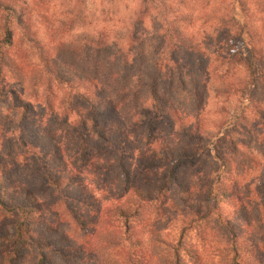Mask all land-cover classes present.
I'll list each match as a JSON object with an SVG mask.
<instances>
[{
	"label": "trees",
	"instance_id": "16d2710c",
	"mask_svg": "<svg viewBox=\"0 0 264 264\" xmlns=\"http://www.w3.org/2000/svg\"><path fill=\"white\" fill-rule=\"evenodd\" d=\"M113 1L0 0V140L15 135L19 156L36 155L41 167L29 182L0 161V264H264V183H247L255 166L236 159L235 129H204L212 98L250 91L253 99L261 78L249 71L235 84L229 72L251 68L254 56L217 42L210 72L195 36L179 33L175 43L159 24V48L179 44L184 55L171 53L174 67L158 55L145 65V52L137 58L129 48L142 51L155 0L135 8L125 45L99 29L106 9L98 6ZM215 19L225 38L239 32L242 42L234 14ZM35 104L67 122L75 151L48 116L30 122ZM26 122L37 146L24 143ZM47 140L60 158L56 169L38 150ZM224 200L254 240L225 214ZM168 214L172 233L162 224Z\"/></svg>",
	"mask_w": 264,
	"mask_h": 264
},
{
	"label": "rangeland",
	"instance_id": "374dc122",
	"mask_svg": "<svg viewBox=\"0 0 264 264\" xmlns=\"http://www.w3.org/2000/svg\"><path fill=\"white\" fill-rule=\"evenodd\" d=\"M233 1L155 0V4H150L154 6H152L150 16L147 18V20L149 18L152 19V21L149 20L147 22L149 31L145 32L144 39L140 42L142 51L138 52L139 45L137 47L135 45V47L129 49L135 48V57L137 58H139L136 56L137 53L140 56L145 52L143 57V63L145 65L158 55L161 59L162 66H173L172 62H170L171 53L174 52L173 54L179 57L184 55L183 50L179 44H175L176 46H173V49L166 45L162 49L159 48L160 39H153V31L154 29H158L157 26L160 24L164 27V30L161 32L169 30V35H171L170 39L175 41V43L178 40L179 33L185 38L195 36L197 38L196 42L200 41L199 46H196L195 50L200 52L205 51L202 58L209 65L218 57L215 52L220 50L221 47H218L217 42H226L224 46L227 49H237L244 56H248L249 58L251 56L255 57L252 58L251 68L247 64H238L232 66L229 72L232 79L231 82L235 84H238L240 80L246 81L245 77L249 74V71L253 72L254 79L261 78V81L255 85V89H253L250 95L253 99L247 98V94L250 91L245 92V96L241 98L231 97L229 100H225L226 98H212L205 114L204 129H214L216 125H220L222 127L220 133L223 134L235 129L239 136L236 142H241L239 143L240 150L236 154V159L241 164L250 165L251 162H254L255 170L247 174L248 179L246 181L247 183H253V187H257L259 183H264V122L258 118L264 116V73L261 70V65L263 66L264 63V0H236V4H233ZM141 4V0H114L113 5L106 7L98 6L99 10L106 9V13L103 15L105 22L99 24V29L109 32L112 39H117L123 45L129 43L130 40L128 37L131 35V18L135 8ZM233 5L234 10L231 12ZM159 11H162L163 14ZM230 13L236 16V20L240 28H242L244 36L242 42L238 40L239 32H235L231 37L227 36L225 38V30L222 29L219 21L215 19L216 17L228 16ZM172 35H175V37H172ZM204 36H206V39ZM224 46H222V50ZM114 49L115 47H112V50ZM252 49H254V55L250 52ZM216 64L218 65V63H212L211 68L209 67L210 72H212L213 67V70L215 69ZM222 69H224L223 66L217 70ZM215 80L216 78L210 80L211 87H215ZM47 116L44 115L40 105L35 104V107L32 108L33 119L30 122H33L34 117H38V120H43ZM59 118V114L56 112L48 116L47 122L56 129L55 133L58 136L63 137V142L69 148V153H71L75 151V145L73 142L71 144L69 142L71 128L67 122L61 121ZM236 125H239V127H236ZM26 127L29 134H23L25 135L23 139L24 143H29L35 139L33 135L35 128L29 122L25 123ZM133 140V137L129 139L130 147L134 146ZM215 142L216 139H213L210 145L212 146ZM34 144L37 146L36 139ZM38 148L44 156L43 161L46 165L53 169L60 166V158L52 142L45 143L44 141H40ZM21 152V147L15 135L0 140V161L12 167V173L14 175L31 182L33 180L30 179L36 178L35 176L41 173V167L38 159L35 157L36 155L24 160L19 156ZM234 180L236 182V178ZM242 183L240 181L241 186ZM219 205L225 214L229 215L236 226H242V219L238 217L233 203H230L229 200H224ZM170 215L174 217L173 214H168L165 217L167 219L162 224L165 227L169 223L167 230L172 233V229H175V223H172V225L171 222H168ZM242 227H244L242 229L247 240H254L256 231L244 225Z\"/></svg>",
	"mask_w": 264,
	"mask_h": 264
}]
</instances>
